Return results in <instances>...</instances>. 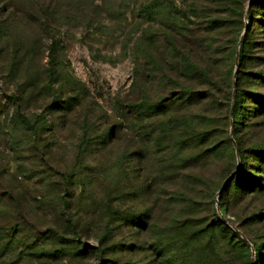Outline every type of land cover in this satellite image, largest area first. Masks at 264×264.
Returning a JSON list of instances; mask_svg holds the SVG:
<instances>
[{
	"label": "trees",
	"instance_id": "16d2710c",
	"mask_svg": "<svg viewBox=\"0 0 264 264\" xmlns=\"http://www.w3.org/2000/svg\"><path fill=\"white\" fill-rule=\"evenodd\" d=\"M223 3L224 18L206 23L199 22L198 9L181 10L172 0H157L143 5L141 15L148 21L160 16L166 49L161 54L159 66L147 54L146 88L137 103L128 107V114H71L86 96L81 82L62 62V34L50 28V24L39 29L48 44L46 65L33 75L30 67L32 53L24 52L20 46L9 52L11 33L5 24L13 14L6 16L7 12L3 8L0 10V48L10 61L6 77L16 85L9 101L14 109L11 120L22 133L19 145L22 143L30 150L38 151L36 157L42 161L54 159L58 150L66 148L62 141H71L75 155L72 166L60 180V195L54 199L43 197L42 201L34 199L33 202L19 191L15 182L12 183L14 189L9 185V191L0 195V263L2 259L12 260L19 248V255L33 257L32 260L44 258L69 264L86 263L94 258L101 264H120L122 259H133L140 253H146L150 258L148 264H181L183 258H187L190 243L197 239H207L208 244L214 233H223L233 244L235 236L226 233L216 216L213 222L200 224L191 230L189 225L193 220L186 216L190 205L178 199L164 200L165 194L159 192L166 189L167 183L150 178L137 183L139 160H134L133 166L127 165L129 150L143 143L151 159L146 164L145 174L152 173L156 157L160 154L167 157L159 162L162 171L184 166L190 171L198 170L201 163L206 169L220 148L230 149L232 156L237 154V150H231L227 138L222 146H218L211 128L206 129V122L197 119L181 121L184 118L181 114H231L232 139L236 145L237 126L241 125L237 123V114L244 112L241 105L254 103L257 109L247 113L264 114L263 98L248 95L244 99L237 93L238 73L234 71V62L236 53L238 64L244 62L248 31L237 51L240 34L237 27L239 17L243 16L241 6L233 5L236 2L230 3V0H223ZM206 5L204 2L200 4L201 10ZM254 5L264 11V0H253L251 6ZM208 14L212 17L214 12ZM253 23L254 19L251 25ZM21 27L24 32H29L33 25L24 22ZM22 64L24 69L20 67ZM258 77L264 83V76ZM7 80L5 83H9ZM17 80H22V83H17ZM156 85L159 93L152 92ZM68 86L71 91L74 89L71 92L74 94L66 90ZM35 97L47 100L44 108L48 114L30 118L23 109L33 103ZM246 99L251 102H246ZM155 117L157 120L152 124L150 121ZM224 128H228L227 120ZM128 129L137 134L133 136L136 142L125 139ZM67 131L74 133L71 140L64 137ZM4 132L8 140H14V132ZM238 152L245 161L241 172L234 177L235 191H264V150L249 152L251 159L258 161V166L250 170L263 178L251 176L249 167L252 165H248L242 150ZM52 166L57 174L64 175L57 165ZM17 176L25 177L26 173L20 171ZM98 178L104 179L108 185L99 182ZM133 182L137 184L127 189ZM75 187L80 189L78 196L74 193ZM172 203L178 204L176 206L182 203V217H172L164 226L157 225L159 213L170 215L168 210L160 211L161 206L171 207ZM33 204L40 208H34ZM127 207H132V211L129 212ZM48 212L54 217L51 223L55 224L45 222L40 228L35 227L37 230L33 228L40 218L46 221ZM148 233L156 238L145 241L144 235ZM88 241L94 244L88 245ZM261 247L263 245L256 251L259 252Z\"/></svg>",
	"mask_w": 264,
	"mask_h": 264
},
{
	"label": "rangeland",
	"instance_id": "374dc122",
	"mask_svg": "<svg viewBox=\"0 0 264 264\" xmlns=\"http://www.w3.org/2000/svg\"><path fill=\"white\" fill-rule=\"evenodd\" d=\"M156 1L0 0V10L3 8L7 12L6 16L13 14L5 24L6 30L11 33L8 41L9 52L14 47L20 46L24 52L32 53L33 61L30 67L33 68V75L36 70L46 65L48 44L45 40L46 36L40 34L39 29L50 24V28L62 34V52L60 53L62 62L81 82L86 96L71 114H128V107L137 103L146 88L144 71L146 61H149L147 54L152 56L151 59L155 60L153 63L159 66L161 54L166 49L161 35L163 28L159 21L160 16L155 17L153 21H148L141 15L143 5ZM172 1L184 11L193 7L198 9L200 23L224 18L223 0ZM232 1L236 2L233 5L241 6L240 12L243 13V16L239 17L237 27V32L240 33L237 51L248 31V40L243 51L244 62L238 64L236 59L234 62V71L238 73L237 93H240L244 99L248 98V95H256L264 99V83L258 77L264 76V11H260L255 5L252 7L253 0H230V3ZM203 2L207 5L201 10L200 4ZM210 11L214 12L212 17L208 14ZM251 18L254 19L252 25ZM24 22L33 25L29 32L22 30L21 26ZM189 38L191 39L190 35ZM179 44H182L180 40ZM9 65L8 55L3 54L0 48V195L9 191V185L14 189L12 183L15 182L19 191L33 202L34 199L36 202L40 199L42 201L43 197L54 199L56 195H60L58 188L61 178L73 164L75 157L74 148L71 147L73 144L71 141L65 142L60 139L62 146L66 148L58 150L54 159H42V161L36 157L38 151L30 150L29 146L26 147L22 143L19 145L22 141V133L17 130L11 120L14 109L9 98L15 93L16 85L11 84V79L7 80L6 71ZM20 67L24 69L25 66L22 64ZM235 77L236 75L233 76L234 89ZM5 80L9 83H5ZM16 82L22 83V80ZM66 90L70 93L74 92V89L71 91L70 86L66 87ZM152 92H160L158 85ZM45 101L47 100L35 97L33 103L23 109V113L30 118L39 114H48L44 108ZM246 102L251 101L246 99ZM241 106H244L242 107L244 112L237 114V123H241L237 126V145L232 139L231 114H215L214 112L181 114L184 117L181 121L197 119L206 122V129L211 128L215 136V144L218 146H222L224 139L227 138L230 141L231 150H237V154L232 156L230 149L227 148L225 151L226 148H220L214 161H211L206 169H203L204 165L201 163L198 170L190 171L183 165L184 167L173 168L168 172L162 171L159 162H163L167 157L160 154L156 157V166H153L152 173L145 174L148 167L146 164L150 163L151 159L146 154L144 144L139 143L128 152L130 154L127 165L133 166L134 160L140 162V167L137 169L138 175L136 174V180H139L137 183L148 178L167 183L166 189L159 192L165 194L164 200L178 199L179 202L190 205V208L186 209V216L193 220L189 225L191 230L198 228L200 224L213 222L216 216L220 218L226 233L235 236L233 244L223 233H214L210 236L208 244L207 239L191 242L187 249V258H183L181 264H264V191L252 192L240 189L235 191L234 188L236 181L234 177L243 168L244 159L241 158L239 150L244 152L248 165H252L249 167L251 176L264 177H259L258 173L251 171L258 166V161L252 160V155L249 154L251 150H264V114L247 113L252 112L253 108L257 109L258 106L254 103ZM156 120L155 117L150 122L153 124ZM169 120H172L171 117ZM226 120L227 129L224 128ZM111 122L112 120L109 121ZM224 129L227 131V136ZM5 130L14 132V135L12 133L14 140L11 138L10 141L5 137ZM66 133L64 137H70L69 140H71L73 131ZM126 134L127 141L136 142V137L133 136L137 134L129 129ZM52 165H57L64 175L57 174ZM20 171H24L26 176L15 177ZM97 180L108 185L104 179ZM134 182L127 186V189L137 184ZM74 193L78 196L80 189L75 187ZM176 205L178 204L172 203L171 207L161 206L160 211L168 210L170 215L168 217L159 213L157 225L164 226L170 218L182 217L184 212L181 209L182 203L180 206ZM33 206L36 209L40 208H37L35 204ZM127 210L132 211V207H127ZM53 218L48 212L46 221L40 218L33 228L38 229L45 222L53 225L55 224L51 223ZM1 222L0 220V225ZM150 238H156V236L149 233L144 235L145 241L149 242ZM87 244L92 245L94 242L88 241ZM262 245L259 252L256 251V248ZM19 251L20 249L17 248L15 250L17 255L12 260L2 259L0 264H69L44 258L32 260L33 257L19 255ZM23 254L26 252L24 251ZM149 260L146 253H140L133 259H122L120 264H148ZM81 264L101 263L99 259L94 258Z\"/></svg>",
	"mask_w": 264,
	"mask_h": 264
},
{
	"label": "water",
	"instance_id": "95a60500",
	"mask_svg": "<svg viewBox=\"0 0 264 264\" xmlns=\"http://www.w3.org/2000/svg\"><path fill=\"white\" fill-rule=\"evenodd\" d=\"M244 33H245V31H244ZM244 33H243V34H244ZM237 56H238V53H236V62H237Z\"/></svg>",
	"mask_w": 264,
	"mask_h": 264
}]
</instances>
